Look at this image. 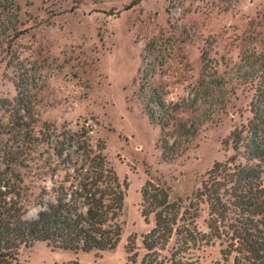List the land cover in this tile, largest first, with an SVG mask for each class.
<instances>
[{
    "label": "rangeland",
    "instance_id": "rangeland-1",
    "mask_svg": "<svg viewBox=\"0 0 264 264\" xmlns=\"http://www.w3.org/2000/svg\"><path fill=\"white\" fill-rule=\"evenodd\" d=\"M12 1L10 9L0 0V172L9 165L21 176L22 219H33L28 212L40 203V189L63 175L54 150L67 131L103 147L128 184L115 250L35 243L20 249V264H141L142 239L153 225V217L146 225L140 215L148 180L168 188L171 202L197 207L196 231L208 235L210 209L197 193L213 179V165L264 169L249 157L254 115V124H264V0ZM25 96L30 106L23 111ZM151 99L172 112L163 133L148 119ZM190 125L194 135L173 160H163L159 140ZM173 247L174 240L161 257L169 259ZM219 251L214 241L187 258L223 264Z\"/></svg>",
    "mask_w": 264,
    "mask_h": 264
},
{
    "label": "trees",
    "instance_id": "trees-1",
    "mask_svg": "<svg viewBox=\"0 0 264 264\" xmlns=\"http://www.w3.org/2000/svg\"><path fill=\"white\" fill-rule=\"evenodd\" d=\"M1 2H9L10 9L14 7L12 0ZM151 101L156 106L149 109L148 119L163 133L172 112L160 101ZM20 105L23 111L30 106L26 96ZM256 116L249 125V157L251 161L264 162V124L259 120L254 124ZM49 131L45 126L41 135L45 137ZM193 131L191 125L180 126L177 136L161 138L162 159L173 160L182 141L193 136ZM63 135L62 149L54 150L63 175L48 191L40 189L37 208L41 210L37 218L22 219L27 196L21 176L9 165L0 172V264H20V249L35 243L90 253L115 250L121 241L127 182L120 181L103 155V147L93 148L84 134L67 131ZM230 140L232 145L238 141L236 133L231 134ZM211 174L213 179L202 184L197 193L210 209L208 235L196 231L198 208L193 204L184 207L181 201L171 202L168 188L152 180L141 187V218L150 225L153 217V225L142 239L146 253L141 264H196L187 258L190 252L214 241L220 245L223 264L230 260L231 264H264V169L230 161L225 165L215 163ZM218 178L225 183L222 191ZM172 240L170 258L161 257ZM134 250L135 242L129 240L126 251Z\"/></svg>",
    "mask_w": 264,
    "mask_h": 264
},
{
    "label": "clouds",
    "instance_id": "clouds-1",
    "mask_svg": "<svg viewBox=\"0 0 264 264\" xmlns=\"http://www.w3.org/2000/svg\"><path fill=\"white\" fill-rule=\"evenodd\" d=\"M40 208H33L28 212V218H37V213L40 211Z\"/></svg>",
    "mask_w": 264,
    "mask_h": 264
}]
</instances>
